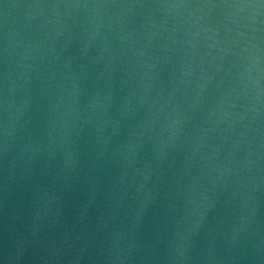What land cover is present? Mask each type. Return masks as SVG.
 <instances>
[{"label": "water", "instance_id": "water-1", "mask_svg": "<svg viewBox=\"0 0 264 264\" xmlns=\"http://www.w3.org/2000/svg\"><path fill=\"white\" fill-rule=\"evenodd\" d=\"M0 264H264V0H0Z\"/></svg>", "mask_w": 264, "mask_h": 264}]
</instances>
